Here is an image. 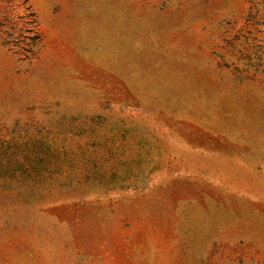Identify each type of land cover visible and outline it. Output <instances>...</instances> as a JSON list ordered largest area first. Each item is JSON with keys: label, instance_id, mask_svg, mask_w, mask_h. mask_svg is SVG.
Listing matches in <instances>:
<instances>
[{"label": "rangeland", "instance_id": "1", "mask_svg": "<svg viewBox=\"0 0 264 264\" xmlns=\"http://www.w3.org/2000/svg\"><path fill=\"white\" fill-rule=\"evenodd\" d=\"M0 264H264V0H0Z\"/></svg>", "mask_w": 264, "mask_h": 264}]
</instances>
